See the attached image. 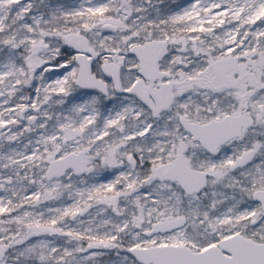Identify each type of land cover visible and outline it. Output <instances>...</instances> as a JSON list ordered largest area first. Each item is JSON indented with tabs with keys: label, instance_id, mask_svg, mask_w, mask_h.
Instances as JSON below:
<instances>
[{
	"label": "rangeland",
	"instance_id": "obj_1",
	"mask_svg": "<svg viewBox=\"0 0 264 264\" xmlns=\"http://www.w3.org/2000/svg\"><path fill=\"white\" fill-rule=\"evenodd\" d=\"M72 30L103 51L97 71L121 63L124 83L137 64L128 47L144 39L165 37L163 64L192 75L238 47L256 58L264 106V0H0V242L10 244L0 264H145L127 248L217 243L232 226V195L220 183L187 194L152 177L172 153L136 128L141 107L132 98L74 84L78 65L63 41ZM217 88L202 96L216 98ZM79 148L88 149L85 173L45 178L48 160ZM133 152L143 167L128 161ZM263 155L230 193L264 185ZM178 215L183 225L148 232ZM258 231L264 236L263 225Z\"/></svg>",
	"mask_w": 264,
	"mask_h": 264
},
{
	"label": "flooded vegetation",
	"instance_id": "obj_2",
	"mask_svg": "<svg viewBox=\"0 0 264 264\" xmlns=\"http://www.w3.org/2000/svg\"><path fill=\"white\" fill-rule=\"evenodd\" d=\"M158 38L166 39L165 37ZM87 39L88 44L98 52L91 65L96 76L101 77L107 84L108 93L104 95L109 94L114 88L137 102L141 110L137 115L138 126L136 128L141 129L144 136L155 137L158 148L169 150L172 153L151 168L152 177L154 178L153 170L158 164L172 162L177 158L192 168L201 169L206 175V185L199 191L193 192H186L181 188L185 193L200 194L211 183H220L224 186L226 193L232 195L225 199L233 211L230 222L232 226L217 239V242L221 238L238 234L264 243V236L257 233L259 226H264V194H261L260 197L254 195L258 189L264 191V185L254 186L245 193H230L231 190L236 189L235 183L244 184V182L249 181V177L252 178L253 164L259 159L260 151L264 152V143L261 147L256 144L264 136V122L262 125L259 121L260 116L263 117L264 106L259 107L257 99L259 80L257 66L254 64L255 56L253 55V57L250 53H245L237 47L218 56L229 57L221 71H217L210 63L209 66L204 67L201 74L192 75V72H180L178 70L179 65L163 64L170 48L166 39L168 43L167 52L159 59L155 67L157 73L153 74V77L145 73L149 67L145 68L144 73L140 72L139 62L135 54L131 52L130 54L137 61L134 78L130 82L124 83L121 63H119L120 83L119 88H116L113 77L104 69L106 63L114 60L101 63L100 71H97L95 68L103 55V51L95 48L90 43L88 36ZM149 39L151 38L143 41ZM131 46L128 47L129 52ZM73 52L75 61L76 51L73 50ZM232 56L235 58L231 59ZM136 81H139L140 93L146 97L147 101L140 100L136 91H127L133 87V83ZM263 83L264 80L261 82V88L264 91ZM216 87H218L216 98L202 96L207 93V89L214 91ZM81 89L101 92L95 88ZM169 99V103L160 108V105ZM129 120L130 123L135 121L131 118ZM205 126H212L214 130L215 127H219L221 135L229 132L232 134L224 141H219L217 135L212 136L205 141L207 144L205 145L202 140L195 137L196 134H206ZM191 127L196 128L191 129ZM262 159H264V155ZM128 161L136 168L144 166L141 158L135 152L128 154ZM150 173L147 172V174ZM155 179L158 180L159 178ZM159 181L179 185L177 179L160 178Z\"/></svg>",
	"mask_w": 264,
	"mask_h": 264
},
{
	"label": "water",
	"instance_id": "obj_3",
	"mask_svg": "<svg viewBox=\"0 0 264 264\" xmlns=\"http://www.w3.org/2000/svg\"><path fill=\"white\" fill-rule=\"evenodd\" d=\"M63 41L67 46L76 51L75 61L79 66L75 74L74 84L80 88H95L99 89L103 94L108 93L106 82L101 77L96 76L95 71L92 70L91 64L93 59L97 57L98 52L88 44L87 36L72 30L63 35ZM167 44V40L164 38H153L152 40H145L139 44H133L129 48L130 52L135 54L139 62L140 72L144 73L145 68L149 67V70L145 73L150 75V77H153V74L157 73L155 67L159 59L167 52ZM227 58L229 59V57L215 58L211 62L212 67L217 69V71H221ZM233 58L235 56L231 57V59ZM118 64L110 61L104 65L105 71L113 77L116 88H119L120 83ZM133 84V87L127 89V91H136V95L140 100L147 101L146 97L140 93L139 81ZM170 99L164 104H161L160 108L165 107ZM195 128L191 127V129ZM204 129L207 131L206 134L200 133L195 136L204 143L212 136L217 135L219 136V141H224L232 134L229 132L221 135L219 127H215L214 130L212 126H205ZM205 145L207 144L205 143ZM86 152L87 149L80 148L77 150H69L59 156L51 158L46 164L44 171L45 178L52 179L54 177H61L68 170L76 176L85 173L87 171V164L84 161ZM153 176L159 179H177L180 188L186 192L199 191L206 185L204 171L192 168L186 163L180 162L178 158L172 162L158 164L153 170ZM261 194H264V191L261 189L254 192V195L259 197ZM184 223V216L178 215L155 222L148 232L166 231L181 226ZM9 249L10 244L8 242H0V259L6 255ZM127 250L138 261L145 264H264V243L245 238L238 234L221 238L217 243L194 251L186 245L173 243L148 246L132 245Z\"/></svg>",
	"mask_w": 264,
	"mask_h": 264
}]
</instances>
